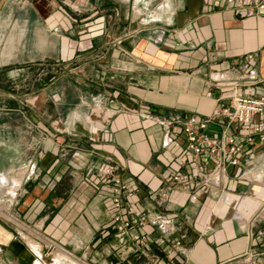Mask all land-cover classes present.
<instances>
[{"label": "crops", "instance_id": "0c3cea01", "mask_svg": "<svg viewBox=\"0 0 264 264\" xmlns=\"http://www.w3.org/2000/svg\"><path fill=\"white\" fill-rule=\"evenodd\" d=\"M245 12L236 0H7L0 13V113L19 110L21 101L4 77L27 74L25 94L37 84L43 102L26 112L32 152L21 177L2 170L0 117V189L12 192L9 222L0 218V264L39 257L36 247L52 243L83 256L94 247L91 261L99 264H264L263 144L250 148L241 166H228L218 185L200 175L213 170L206 155L183 169L172 189L163 183L178 147L164 145L162 120L207 118L229 106L234 90L264 94V15ZM35 15L47 23L42 46L55 30L65 51L75 47V74L52 78L49 63L17 65V48L33 44L25 36ZM246 54L254 55L251 73L241 65ZM58 79L68 84L53 89ZM216 120L212 133L221 131ZM173 131L185 137L178 124ZM110 164L139 189V210L172 219L173 231L148 223L134 225L124 242L116 229L101 237L114 227Z\"/></svg>", "mask_w": 264, "mask_h": 264}, {"label": "built area", "instance_id": "2783aa9c", "mask_svg": "<svg viewBox=\"0 0 264 264\" xmlns=\"http://www.w3.org/2000/svg\"><path fill=\"white\" fill-rule=\"evenodd\" d=\"M225 1L233 3L235 0ZM236 1L239 7L246 8V17L264 15V1ZM253 58V54H246L241 61L243 70L248 73H251ZM228 98L229 106L217 108L207 118L190 115L162 120L167 128L164 145L175 144L178 147L175 157L169 163L170 172L163 179V183L167 184L169 189H172L175 182L182 181L183 169L196 168L199 158L203 155H206L208 161L213 164V170L200 175L206 185H218L225 177L228 166L235 168L241 166L250 148L257 144L264 145V94L254 96L251 93H239L234 90ZM216 119L222 123L221 131L212 133L209 128L217 121ZM175 124L181 127L185 137L173 131ZM233 124H238L237 132L232 130ZM117 168L110 164L105 174L111 184L113 194L111 209L114 211V227L119 236H125L134 225L145 227L148 223L157 226L163 233L173 231L172 219L161 214L148 217L145 212L139 210L136 201L139 189L131 187L120 174L116 173ZM183 183L185 188L192 192L191 181L186 180ZM191 198L196 200L197 195L192 193ZM158 242L162 244L165 239L159 238ZM253 263L260 264L257 261Z\"/></svg>", "mask_w": 264, "mask_h": 264}, {"label": "rangeland", "instance_id": "374dc122", "mask_svg": "<svg viewBox=\"0 0 264 264\" xmlns=\"http://www.w3.org/2000/svg\"><path fill=\"white\" fill-rule=\"evenodd\" d=\"M21 19L26 18L21 17ZM32 19L34 23L33 30L27 31V35L25 37L27 39H33V44L29 42V45L17 48L16 59L18 62H20L17 65H22L21 62L25 61L34 63H49L52 78L54 76L57 77L59 74H75V47L68 45V51H65V47L62 46V41L58 36V31L55 30L51 31L49 47L42 46V40L47 37L46 31L43 29V27H45L47 23L41 15H35ZM22 36L23 35L21 31L16 32L17 38H21ZM43 56H45L44 59ZM66 82L68 84V80L58 79L57 82L52 84V87H54L53 89H55L58 85H64V83L66 84ZM29 83V77H27V74H16L11 77H4L3 79V85L10 86V88L13 89V91H11L10 89L8 91L14 93L19 92V99L21 100L19 102V110L13 111L12 113H8L7 111H3L2 113H0V117L4 121V140L2 144L1 167L2 170L9 173L8 175L10 177L15 178L21 177L24 171H26L28 165H30L31 160L32 148L31 144L27 142V136L31 132V129L26 126L27 120L29 118L26 112L29 106H32L33 103L35 104V106H40L43 102V96H39V91H37V84H35L34 94H25L30 93ZM229 169L231 170L232 168L229 167ZM9 187L10 186L6 185L5 187L0 189V202L2 204V208H0V218L6 221H8L7 218L10 217L11 209L9 207V198L12 192L11 188ZM113 229L115 228H109V226L103 228L100 234L101 237L104 239L110 237V234L114 232ZM107 231L110 232L107 233ZM116 233L119 236L117 230ZM123 237L124 235L120 238L122 242L125 241ZM30 248L31 250H33L31 246ZM92 249L94 250L96 248H91L89 250V254L87 256H83V252L79 253L78 251H73V249L69 246L63 248L59 247L58 244L52 243L50 247H40L42 253L40 258L36 254L31 253L30 258H28V260L26 261L18 263V260L15 259L4 264H34V262L38 259H40L44 264H99L98 262L91 261L90 251ZM59 252L63 253L67 258L59 259ZM108 262L110 264V258ZM104 264H106V262H104Z\"/></svg>", "mask_w": 264, "mask_h": 264}, {"label": "bare ground", "instance_id": "6f19581e", "mask_svg": "<svg viewBox=\"0 0 264 264\" xmlns=\"http://www.w3.org/2000/svg\"><path fill=\"white\" fill-rule=\"evenodd\" d=\"M1 182H3V181H1ZM19 185V184H18ZM36 250H37V253L39 254V258L41 257V255H42V253L37 249V247H36ZM35 250V251H36ZM60 258H62V259H65V258H67L63 253H61V252H59V259ZM61 259V260H62ZM60 261V260H59ZM34 264H44L40 259H38V260H36L35 262H34ZM73 264H77V263H73Z\"/></svg>", "mask_w": 264, "mask_h": 264}, {"label": "water", "instance_id": "95a60500", "mask_svg": "<svg viewBox=\"0 0 264 264\" xmlns=\"http://www.w3.org/2000/svg\"><path fill=\"white\" fill-rule=\"evenodd\" d=\"M6 2H7V0H0V13H1Z\"/></svg>", "mask_w": 264, "mask_h": 264}]
</instances>
